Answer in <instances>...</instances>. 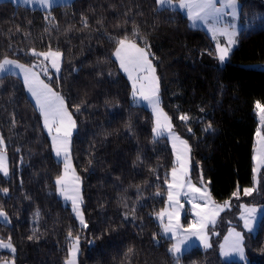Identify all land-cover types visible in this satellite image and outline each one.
Instances as JSON below:
<instances>
[{"label":"trees","instance_id":"obj_1","mask_svg":"<svg viewBox=\"0 0 264 264\" xmlns=\"http://www.w3.org/2000/svg\"><path fill=\"white\" fill-rule=\"evenodd\" d=\"M240 2L244 22L264 13V0ZM260 21L240 32L229 62L220 67L209 33L192 27L183 11L161 8L158 0H74L50 10L0 1V61L12 57L33 64L31 50L47 51L49 45L64 54L59 83L48 82L62 92L76 120L72 154L88 222V228L82 227L58 196L54 181L62 163L22 78L5 75L0 79V132L10 176L0 174V189H8L7 197L0 193V208L11 223L0 224V237H12L16 263L65 264L71 231L81 239L79 264H175L168 252L172 239L161 235L155 218L166 204L164 177L174 166V152L166 138L153 141V114L133 103L132 84L112 56L115 43L108 37L127 36L142 46V38L148 40L162 105L191 145L194 179L199 181L202 173L219 201L234 203L232 193L240 188V198L264 203V182L261 195L242 193L254 182L259 125L254 104L264 103V69L254 65L264 62V17ZM181 114L192 120L180 121ZM209 123L212 133L203 131ZM34 228L39 238L29 240ZM246 245L248 264H264V214L257 232L246 234ZM7 258L13 257L0 251V261ZM179 264L241 263L225 260L215 242L208 249L193 247Z\"/></svg>","mask_w":264,"mask_h":264},{"label":"snow or ice","instance_id":"obj_2","mask_svg":"<svg viewBox=\"0 0 264 264\" xmlns=\"http://www.w3.org/2000/svg\"><path fill=\"white\" fill-rule=\"evenodd\" d=\"M28 2L29 0H24V3ZM35 2L41 4L45 10H50L57 0H35ZM158 3L161 6H167V9L171 11H183L192 22L193 27H196L198 22L205 25L207 31L211 34V38L216 41L215 52L219 66L223 67L229 62L231 53L237 44L238 35L241 32L243 21L240 17L246 16L238 0H176V2L174 0H158ZM228 17L231 19H226ZM261 17H264V13L255 14L251 19L259 23ZM45 19H48V17H45ZM83 26L87 27L86 19L83 21ZM133 34H137L135 29ZM108 38L114 40L115 43L112 56L118 61L120 69L127 74L132 82L134 102L138 104L141 100L146 101L151 107L154 118L153 141H157L162 136L171 138L175 162L170 172L166 173L164 177V183L167 185L168 206L155 213V218L161 227V235L165 239H176V243L172 244L168 252L175 264H179L183 255L190 250L192 237H195L204 249L212 247L207 232L208 226L210 224L215 225L216 218L220 213L226 208H231V202L229 200L225 201L223 205H215L206 185L202 184L201 187H197L191 183L190 145L187 140L181 139L173 132L172 118L161 107L159 77L156 75V68L153 64L155 57L150 51L148 40L142 38L144 46L141 47L127 36L120 39ZM219 38H223L224 42L221 43ZM30 54L36 58V62L31 66L19 64L17 61L8 58L0 61V79L4 78L5 75H19L22 77L27 94L33 100L34 107H36L42 118V126L51 137V147L54 154L63 163V171L56 176L54 181L57 190L66 202L70 201L72 212L78 218L80 224L87 228L81 207L83 204L81 178L75 172L69 147L72 132L76 128V122L73 119L72 112L69 111L64 96L51 87V83H59L64 54L60 50L52 49L50 45L47 51L32 49ZM248 70H253L252 66H249ZM74 71L77 70L74 69ZM108 75H111V73ZM53 76H55V79H53ZM45 80L51 83H46ZM254 107L259 115L260 124L264 126V103L256 101ZM75 110L79 112L80 108L77 106ZM200 111L203 112V109ZM178 119L188 123L192 120V117L188 114H181ZM12 123L15 126L14 118ZM191 131V128H188V132L191 133ZM203 131L212 133L214 129L209 123ZM256 137L258 138L259 147L254 157L257 164L254 172L258 174L260 169L264 168V133L258 129ZM137 159L139 160L140 157H137ZM0 174L6 178L9 177L7 145L2 134H0ZM157 182H159V177H157ZM260 183V177L257 175L253 187H245L242 190L243 196H252L257 191ZM0 193L7 197L8 189H0ZM156 195H162V193L158 192ZM182 195L192 201L191 209L196 217L187 227L180 223L181 210L184 208V205L180 202ZM240 196L241 191L237 188L232 193V197L240 199ZM197 200L201 202L196 203ZM241 207L243 211L240 213V219L243 221V228L252 235L254 234L252 221L257 218L258 209L247 204ZM36 218L38 220L39 211L36 213ZM0 224H10L8 214L3 210H0ZM37 232L38 228H34L28 239L32 240L34 237L38 239ZM68 237L72 243L68 247L69 257L66 259L65 264H77L80 237L78 235L73 237L71 231L68 233ZM153 238L155 239V236ZM89 243L94 242L90 241ZM243 243L244 233L232 228L229 234L224 237L220 249L224 256H227L231 251L239 253L243 258ZM182 245L185 246L183 249ZM4 250H7L13 259L0 261V264H15L16 247L10 235L7 239L0 237V251Z\"/></svg>","mask_w":264,"mask_h":264},{"label":"rangeland","instance_id":"obj_3","mask_svg":"<svg viewBox=\"0 0 264 264\" xmlns=\"http://www.w3.org/2000/svg\"><path fill=\"white\" fill-rule=\"evenodd\" d=\"M0 1H2V0H0ZM13 2H15V3H20V4H24V5H27V6H30V7H33V8H40V9H45L41 4H39V3H36L35 2V0H29V2L28 3H24V0H12ZM72 1H74V0H57V2H56V4L55 5H57V4H61V3H70V2H72ZM174 2H176V0H174ZM238 3L241 5V2H240V0H238ZM54 5V6H55ZM161 8H163V7H167V6H161V5H159ZM217 6H219V5H217ZM53 7V6H52ZM262 18V17H261ZM260 18V19H261ZM226 19H228V20H230L231 18L230 17H228V18H226ZM240 19L242 20V18L240 17ZM243 21V20H242ZM189 22H190V25L192 26V22L189 20ZM262 24V22L260 21L259 23H256L255 22V20L254 19H252V20H250V21H247V22H244L243 21V23L241 24V31L245 28V27H247V29H250L251 27H257V26H260ZM193 27V26H192ZM197 28H203V29H205L206 31H207V28H206V26L205 25H203L202 23H199L198 22V24H197V26H196ZM208 32V31H207ZM209 33V32H208ZM209 35L211 36V34L209 33ZM239 38H240V34L238 35V38H237V44H236V46L238 45V43H239ZM213 39V38H212ZM220 39V42L221 43H223L224 42V39L223 38H219ZM213 42H214V45H215V43H216V41L213 39ZM137 43V42H136ZM139 46H141V47H143L142 45H140L139 44ZM235 46V47H236ZM234 47V48H235ZM6 58H8V59H11V60H15V61H17L19 64H22V65H25V66H31L32 64H28V63H25V62H22V61H20V60H18V59H15V58H12V57H6ZM153 64L155 65V63H154V61H153ZM256 67H259V68H262V69H264V62H261V63H257V64H254ZM62 68V67H61ZM155 68H156V65H155ZM126 74V73H125ZM156 75L159 77V75H158V72H157V68H156ZM19 76V75H18ZM126 76H127V74H126ZM21 77V76H20ZM128 77V76H127ZM22 78V77H21ZM130 80V79H129ZM45 82L46 83H49L48 82V80H45ZM130 82H131V80H130ZM131 84H132V82H131ZM51 87H53L52 85H51ZM159 88H160V92H159V95H160V99H161V107L163 108V110H164V112H166L170 117H171V115L165 110V108L163 107V105H162V95H161V83H160V77H159ZM53 89L54 90H56V91H58L62 96H64L63 94H62V92L61 91H59V90H57V89H55L54 87H53ZM132 93H133V88H132ZM65 98V97H64ZM66 100V99H65ZM132 101H133V103L134 104H137V103H135L134 102V100H133V95H132ZM138 105H143V106H145V107H147V108H149L150 110H151V107H150V105H148V103L146 102V101H140L139 103H138ZM69 108V107H68ZM69 111H71L70 110V108H69ZM72 112V111H71ZM256 113H257V111H256ZM72 116H73V119L75 120V117H74V115H73V113H72ZM172 118V117H171ZM257 118H258V121H259V115H258V113H257ZM75 122H76V120H75ZM172 124H173V120H172ZM76 129H77V124H76V128L73 130V132H72V136H71V138H70V156H71V160H72V163H73V166H74V168H75V172H76V174L77 175H79L80 176V174L78 173V171H77V169H76V167H75V164H74V160H73V154H72V140H73V136H74V134H75V131H76ZM260 130L262 133H264V126H262L261 124H260V122H259V125H258V128H257V130ZM45 131H46V129H45ZM47 132V131H46ZM173 132L174 133H176L181 139H184V140H187L184 136H182L175 128H174V125H173ZM0 134H1V132H0ZM48 134V133H47ZM49 135V134H48ZM49 137H50V135H49ZM160 138H166L168 141H169V143H170V145H171V147H172V142H171V138L170 137H167V136H162V137H160ZM50 139H51V137H50ZM188 141V140H187ZM188 144L190 145V143H189V141H188ZM258 147H259V144H258V138L256 137V135H255V145H254V150H253V160H254V157H255V155L257 154V149H258ZM190 149H191V145H190ZM174 152V151H173ZM53 154H54V150H53ZM55 155V154H54ZM7 157H8V162H9V176H10V159H9V155H8V153H7ZM56 157V156H55ZM56 159L58 160V158L56 157ZM59 161V160H58ZM60 162V161H59ZM174 162H175V154H174ZM62 163V162H61ZM257 168V164H256V161L254 160V169H256ZM254 169H253V172H254ZM62 171H63V163H62ZM257 175H259V177H260V180H261V183H260V185L258 186V188H257V191L256 192H254L252 195H261V192L263 191L262 190V186H263V182H264V176H263V168L262 169H260V172L257 174V173H255L254 172V174H253V181L257 178ZM80 178H81V176H80ZM190 180H191V183L192 184H195L197 187H201L202 186V184L203 185H206V187H207V189H208V191H209V193H210V196H211V199H212V201L215 203V205H223L224 203H225V201H228V200H225V201H219V200H217V199H215V197L213 196V194H212V192H211V189H210V185H209V183H207V181L202 177V179H201V176H200V178H199V181H196L195 179H194V177H193V162H192V149H191V151H190ZM250 187H253V185L252 186H250ZM240 189V188H239ZM57 191V194H58V196L63 200V202L66 204V205H68V206H70V208H71V203H70V201L69 202H66L64 199H63V197L59 194V192H58V190H56ZM81 194H82V199H83V191H82V178H81ZM83 202H84V199H83ZM180 202H181V204H183L184 205V208L181 210V220H180V223L182 224V225H184L185 227H187L188 226V224L193 220V219H196V217H195V215H194V213H193V211H192V209H191V203H192V201L188 198V197H185V196H181V198H180ZM196 203H200L201 201H199V200H197V201H195ZM244 204H247V205H249L250 207H252V206H254V207H256L257 209H258V212H257V218L255 219V220H253L252 221V223H253V233L255 234L256 232H257V229H258V225H259V222H260V219L262 218V216H263V214H264V203H262L261 201H259V202H248V201H246V200H244V199H242V198H240V199H237V200H235L234 201V203H231V208L230 209H225L223 212H221L220 213V215L216 218V222H215V225L213 226V225H209L208 226V229H207V232H208V235H209V237H210V243H211V245H213L215 242H217L218 243V248H219V253L221 254V256L225 259V260H236V261H239L241 264H245V262H246V264H248L249 262H250V257H249V255H248V252H247V245H246V234H248L249 236H252V235H254V234H252V235H250L244 228H243V221L240 219V213H241V211H243V208L241 207L242 205H244ZM168 206V204H167V200H166V204H165V206L163 207V208H165V207H167ZM238 206V208H239V210L236 212V213H232V214H228V215H224V213L226 212V211H229V210H233L235 207H237ZM82 211H83V214H84V218H85V222H86V224H87V228H88V222L86 221V217H85V213H84V209H83V204H82ZM162 208V209H163ZM0 210H3V211H5L6 212V210H4V209H2V208H0ZM158 213V212H157ZM8 214V213H7ZM75 215V214H74ZM8 217H9V219H10V216H9V214H8ZM76 217V216H75ZM76 219H77V221H78V223L80 224V222H79V220H78V218L76 217ZM10 223H11V219H10ZM81 225V224H80ZM82 226V225H81ZM83 227V226H82ZM223 228H225V230H223ZM232 228H235L236 229V231H240V232H242V233H244V243H243V245H242V247H243V249H244V256H243V258L240 256V254L239 253H234V252H231V251H229V254L227 255V256H224L223 254H222V250L220 249V245L221 244H223V242H224V237L225 236H227L228 234H229V231H230V229H232ZM169 236H171V234H169ZM71 243H72V241H71ZM70 243V244H71ZM174 243H176V239L175 238H172V243H171V246H172V244H174ZM14 244V243H13ZM190 244H191V247H190V249H192L193 247H195V246H199V247H201V248H203L202 246H200V244H199V242L196 240V238L195 237H192L191 238V242H190ZM170 246V247H171ZM185 246L184 245H182V249L184 248ZM225 250H227V249H225ZM80 251H81V239H80V243H79V253H78V256H77V264H79V256H80ZM68 257H69V254H68ZM67 257V258H68ZM66 258V259H67ZM13 258H7V259H3V260H12ZM3 260H1V261H3ZM15 264H17L16 263V261H15Z\"/></svg>","mask_w":264,"mask_h":264}]
</instances>
